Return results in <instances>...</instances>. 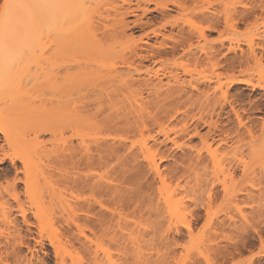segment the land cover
I'll list each match as a JSON object with an SVG mask.
<instances>
[{"label": "rangeland", "instance_id": "1", "mask_svg": "<svg viewBox=\"0 0 264 264\" xmlns=\"http://www.w3.org/2000/svg\"><path fill=\"white\" fill-rule=\"evenodd\" d=\"M8 1L11 2L10 5ZM18 1H20L19 4L22 7L24 5L23 8H25L26 5L28 8L29 6L33 8L36 4L38 6V0H0V30L3 28V25H6L5 23L9 18L10 6H15L16 10H13H15L16 13L18 11L21 13L23 12L21 11V6L17 4ZM137 1L139 0H124V2L122 0H115L116 3L114 6L117 4V7L115 6L114 10L118 9L117 11L119 12V7L122 5L125 7L129 5V7L135 10L138 6ZM144 1L152 4L150 6V13L146 15V18H143V22L146 24L135 25L130 23L127 36H124L118 27L117 15L115 16L117 11H115V13H113L114 11H109L112 13L110 16H107L108 12L105 10V13H103V10L96 13L99 15L100 13L104 15L107 13L105 16L108 18L110 17L109 21L108 18H106V22H100V25L103 27L97 28L99 29L97 34L99 39H101L100 42H106L105 44L103 43V45L109 44V41L111 43V40H113L112 43L116 42V45L111 44L112 46H116L115 48L113 47V50L112 46L110 44L108 45L111 46L109 50L114 51L116 49V52L114 51L115 54H113L112 51L108 52V55L110 54L109 58L115 57V59L107 60L108 58L106 57L105 60L101 59L103 60L102 63L100 62L101 65L99 63L97 66V60L99 61L103 54H98V58L96 57L97 60L94 58V55H91L93 56L91 58L89 54L82 52L80 54L81 56L79 55L78 57L81 59L80 61H83V64H85H81L82 66H80L78 70H80L81 67V69L87 70L93 66L92 69L88 71L92 70L93 72H91H96V74L103 73L102 75L104 76L102 81L101 79L98 80L100 87H103L102 90L96 88V91L94 88L90 89V87H88L85 90L83 89L84 91H82V94L89 92L90 95L93 96L94 93L95 97H93L96 99L99 98L97 102L96 100L95 102L98 103V101H100L99 103L106 104L109 107L112 106L109 113L117 118V121L119 120L121 124L123 123L119 126L121 128L106 129L107 132L103 131L104 133L101 132V135L110 140L120 139L124 141L123 143L129 148L128 151L132 152L140 159L141 164L138 168L139 173L142 174L141 176H137L134 171H131L130 178L123 180L118 174L122 171L120 169H122V167L124 169L125 167L129 170V168H133L134 165L130 164V161L125 162L120 156L121 159L117 156L107 157L106 163L102 164L100 167L95 166L91 170L89 169L90 171L83 170L90 174L94 173V177H98L99 179L101 176L106 178L107 182H110L107 184H112L111 187H114V191L112 192H115L117 195L116 198L114 197L115 199L113 197V199H110L105 195H101L99 192L97 193L100 195L95 193L96 191L91 192L88 189L74 192V195L76 194L77 197L79 196L82 199H88L91 202H95V199H97V202H102L101 204L103 207L107 208V214L105 211H102V213H104V215L106 214L108 218L109 216L110 219L116 216L114 219H111L113 221L108 225L109 228L114 226L110 230L111 235L109 237H116L114 235H117L116 238L119 237V239H115V243V241L110 242L106 238L105 242L100 244L101 246H92V252H88L89 250L86 251V249H83L78 243H75V247L73 240V242L70 243L69 239H72V237L70 233L67 232L69 228L65 231L69 226L66 224V219L68 218V221H71L72 214L69 215L71 213L70 209H67L64 213L60 211L62 207L54 210V207H52L51 204L49 205L51 201L48 199L50 198L44 195L45 198L43 200L47 202L44 201L46 203L43 202V204L50 206V208L54 210H50V214L47 209L48 214L52 215L51 218L54 219H50L51 223L49 225L47 223L49 219L47 220V217H45L47 213H41L37 210L41 208L35 204V201L33 202L32 199L31 201L30 198L26 196L27 187L23 184L24 182L18 181L16 193L19 195L21 203H23L30 223L27 225L28 227H26L19 211H17V202H14L13 197V199H10L11 196H9V193L14 192L11 191L12 189H9L12 186L10 185L9 187V184H12L14 180L15 170L13 169L12 163L14 158L17 166L22 170V163L19 161V158H17L18 152L16 150L18 146H23L20 145L19 142L23 143L25 139L28 140L26 141L27 146H24L25 151H27L28 148L30 149V147L32 148L31 150L35 151L34 153H32L33 151L31 150L27 152L31 156L35 154L32 157H36L34 162L37 165L39 164L38 166L36 165L39 169L45 170L46 174L47 172L57 174L61 169V165L58 159H54L56 156L52 154V147L54 145V149H56L60 145L58 144L59 141L57 138L61 141L62 138L59 136H64V128L57 122L59 120L56 121L57 123L53 121L48 124L37 125L38 128L35 125L37 129H35V131L27 128L29 124L23 126L25 124L24 122L27 123V121L22 119L24 121L21 122L20 117L25 118L23 116L27 115V117L31 118L29 115H32V111L34 110H31L33 105L30 104H33V102L29 103V98L30 101L32 99L36 102V104L34 103V107L36 109L39 107L38 109L40 111L49 110L50 113V110L53 109V104L49 105V103L57 102L55 100L58 99H55L57 95L55 96L56 93L54 94L53 90H51L52 86L50 84L52 81L51 79L54 77L53 74L56 75V72L51 71L53 75L51 79H49V72L47 75L41 73L42 70L40 69L42 68L39 66L40 64H42L46 70H48L47 67L49 68V66L50 70H52V68L49 63L47 64L44 60L40 59L43 55L41 54L42 51L39 53L41 49L39 50L38 43L33 45L32 48H26V43H23V41L16 42L13 45L3 42L1 45V47H5V49L2 48L0 56L6 61L3 60L0 62H7L6 64L8 67L11 64L10 62H15L14 65L12 64L13 66H10V69L13 67V71L8 69L12 71V77L14 76L13 79L11 76V79H8V82L12 81V84H9L10 86L6 85L7 87L4 85V89H1L2 86L0 88V114L8 115L6 116L8 118H4L3 116L6 123L4 122L2 124L5 126L4 128H6V125L8 126V122L11 123L10 125L17 127L15 130L17 134L16 132L14 133V131L12 134L19 135L20 138L12 135L18 139L15 138L18 141V145L15 144L16 142L14 143V141L13 143L15 145H11V139L9 140L10 133L9 137L7 136L8 138H6L5 131L3 133L1 130L3 125L0 123V161L1 159L3 161L0 163V205L4 201L7 204H4L7 206V211L10 207L8 211L10 212V217L7 216L8 214H5L7 213L5 207L3 209L0 207V237L3 238V240L6 237L4 241L0 238V264H207L208 259H210V261L213 260L211 261L213 262L212 264H264V15H262L263 13L258 9L261 2H259L260 0H198L196 3L186 5L185 9H178L175 7V3L179 1L183 2V0H143V2ZM6 3L9 7L4 6ZM158 3L163 5L166 3L169 8L168 15L166 14V16H163L155 11V7ZM90 4L93 3L88 1L85 5L89 6ZM235 9L236 11L238 10V12L253 10L254 16L256 17L253 16L254 18L246 20L245 23L244 21L243 23H238L236 26H234V22L225 23L223 21L218 32L206 31L207 35L205 38L195 36L186 42L183 48L184 50L180 49L177 53H172L170 47L177 45L178 42L182 40L178 34L180 28L184 29L186 33L194 32L196 34L200 30H206L209 23L207 20L200 17L199 12L209 10V12L217 13L225 19V17L232 15ZM141 13L142 11H138V14ZM96 14L94 18L96 20L100 19L99 15V18H96ZM133 16L135 15H130L127 19L130 22L134 21L136 17ZM108 25L114 29L109 30V27V29H106ZM104 26L105 30L103 29ZM115 30L118 32L116 33ZM119 31L123 36L119 34ZM101 33L103 36L107 34L105 36L106 39ZM49 35H51V33H49ZM114 35H117V39ZM44 36L42 37L44 39L41 38L42 40L49 38L48 35ZM147 36H150L148 42H150L152 46L157 47L162 45V49L160 50L161 52L158 51L159 53L151 55L150 58L143 63V66H141L139 63L140 61L134 57V52L137 49L140 50L141 47H145L143 41H147ZM47 41L46 39V43ZM40 42L42 41L40 40L39 43ZM229 47H237L240 49L236 58L237 61L235 60L232 65L229 63L232 60L230 61L229 59L234 57L233 55H229L228 59L222 57L223 54H227V48ZM219 48H222L219 56L217 54L215 58H211L210 60L206 58L205 54L214 50L217 51ZM163 49L165 51H163ZM10 54L13 55V59H11ZM143 54L146 55V53ZM31 55L34 56L31 57ZM86 55L90 58L87 59L88 57ZM96 55L97 54H95V56ZM198 57L201 58L200 61L196 60ZM48 58L51 60V57ZM240 59H244L242 60L244 63ZM85 62H87L88 65ZM37 63H39L38 66L36 65ZM113 65H115L116 68ZM7 66L5 69H7ZM86 66H89V68ZM100 66H102L101 70ZM128 66L130 67L128 68ZM98 67L100 68L97 69ZM93 68H96V70ZM39 70L40 74L38 73ZM116 70L118 74L115 73ZM80 71H78V73ZM154 73L162 78L164 84L162 89L165 87L164 92L161 91L163 95L160 93L162 97H159L160 94L154 91L153 87H151L153 88V90H151L154 91L152 92L149 88L150 86L145 83V78L150 76H148V74L154 75ZM37 75L39 79H37ZM115 75H121L123 79L118 76V78H115ZM34 76L35 78L37 77L36 79L38 81ZM131 76L138 79L135 80ZM100 77L101 76L98 78ZM119 78L121 81L116 83V80ZM53 81L55 80L53 79ZM123 85L125 86L121 87ZM181 85L186 87L184 88L188 94H180L179 98L178 91ZM117 87H119L118 89L126 88L127 90H122V92H125L122 94L121 90H115ZM192 87H198L200 91L205 89L208 92V97L199 94ZM43 89L45 91H43ZM113 91L117 92V94L115 95ZM119 91L121 92V95H119L121 97L118 96V94H120ZM114 95L116 96V100L118 99L117 102L124 100V103H119L123 106L119 105L118 107L115 98L113 99ZM117 96L119 98H117ZM137 96H141L142 98H138ZM135 97L139 100L137 101ZM10 100L12 103L14 102V106H11L12 109L9 108L11 104ZM22 100H25L27 105L29 104V107H31L29 111L26 110L30 113L23 111L25 108L27 109V106L25 104L24 106L26 107H22V103H24ZM128 100H133L131 101V103L133 102L132 108L134 107L137 112L140 111L141 113L143 112V114L138 116L136 111L135 114H133L132 111L130 112L131 114L124 113L125 116L126 114H129V116L131 115L130 117L128 116L129 119H127V116L121 115V112L123 113L125 110L124 107H127L126 104L130 103ZM126 101L127 103H125ZM136 101L141 103V106L137 107H143L142 109H138L135 106L136 104L138 105V103L134 104ZM5 102H8L7 105ZM44 102H46L47 105ZM142 103L144 105H142ZM55 104L57 105V103ZM115 106L118 108L121 107L124 110L120 111V109H116ZM128 107L126 108L127 110H133L132 108L128 109ZM144 107H146L147 110ZM17 110L21 113L17 112ZM18 113L23 114V116ZM43 114L42 112L41 115ZM1 115L0 118L2 117ZM44 115L46 116V113ZM15 117L16 119H14ZM238 120H241L244 126L240 124V126L242 125L240 127L238 125L240 123ZM205 121L208 123H215L218 121L217 126L219 129L217 128L216 130V128H214V130L209 128L210 126H208L207 123V125L204 124ZM10 127L9 130L11 132ZM31 127L33 128V124ZM248 129L251 130V133ZM22 134L26 136L24 137ZM195 134L199 135L195 136ZM35 136L39 137V141H34ZM12 139H14V137ZM40 140L43 143L41 144L42 146L38 148L36 143L39 144L38 142H40ZM56 140L58 143H56ZM8 141L10 142L9 144ZM27 142L34 145H28ZM141 145L146 146V148L150 147L149 153L154 156V161L156 164L158 163L163 173L162 181L150 172L148 166H151L150 161L153 156L150 159L148 152L145 153L143 149L141 150V148H145ZM41 148H45L46 150H43V152L40 150ZM22 149L24 148L20 147L19 150ZM35 149H37V151ZM146 156H148L150 161L147 160ZM197 157L200 159L197 160ZM119 160L121 162H119ZM123 161L125 164H123ZM7 169H11L12 174L9 177H4L2 174L4 170ZM51 174H47V176ZM23 175L22 173L20 174L21 180L24 179ZM106 180L104 179L102 182L105 183ZM41 182L43 181L40 180L39 185H42V187L43 185L45 186L44 182L42 184ZM60 187L63 189L61 185ZM117 191L119 192L117 193ZM115 193H113L114 195H112V193L109 195L115 196ZM61 194H63V196H61L63 198L64 195L68 197L66 198L68 201L70 199L71 201L73 200L72 198L74 195L71 196L68 192H61ZM109 195L108 197H110ZM101 196L106 198H102ZM100 198L101 200H99ZM97 202H95L94 206L96 212L92 210V215L98 213V211L101 213L100 204L98 205ZM56 204L59 205V203ZM34 206H36V208ZM44 208L46 209V207ZM65 208L67 207H64V209ZM83 209L86 210L84 212L80 211L79 214L84 218V215L89 214V212L87 213L89 209L82 208V210ZM1 210H5L6 212L4 211L3 213ZM58 211L60 213H56ZM100 213H98V215H100ZM62 214L63 216H61ZM42 215L45 219H42ZM92 215L90 217H92ZM38 216L43 221H47H44V223L41 220L40 222ZM95 216L97 217V214ZM6 218L9 221L14 220L15 223L17 221V228L13 229V226L11 227V225H8ZM39 223H42V225L44 224V227L48 224L50 227L46 225L47 228L43 226L42 228L41 225L39 226ZM186 223L191 224L193 228L192 235L186 233L185 238H183L178 245H171L165 242L167 241L165 240L166 237L170 238L172 236L171 231L175 229V226L176 228L180 227L181 230L186 232V229L182 226ZM88 225L87 223V227ZM116 225L120 227L118 226V228ZM71 228L76 231L74 226ZM112 230L116 234H113L111 232ZM7 232H9L10 235H8ZM19 233H21V236ZM246 233L249 234L250 239L247 240L246 247H243L241 243L244 241L243 238L246 237ZM18 235L20 239L16 237ZM88 235H90L89 232ZM9 237H14L12 240L14 239L13 241H16L18 247ZM21 239L24 241L19 245ZM121 239H123V241ZM134 239L136 243L133 242L135 241ZM7 240H10L13 245H16L13 246V250H16L12 251V247H8L9 245H7V243H5L6 246L2 244ZM125 240L126 242H124ZM137 241L140 243H137ZM58 244H61L60 247L63 250ZM238 244L240 245L239 247L242 246L241 250H243L241 253H234V255L228 256L229 258L222 259L221 257H217L219 256L218 253L224 251V253L227 251L235 252L233 249L236 245L238 246ZM57 247L61 250L59 251ZM14 252H16V255L13 254ZM32 253L35 255V259H33V257L31 258ZM30 258L32 260L31 263L29 261Z\"/></svg>", "mask_w": 264, "mask_h": 264}, {"label": "bare ground", "instance_id": "2", "mask_svg": "<svg viewBox=\"0 0 264 264\" xmlns=\"http://www.w3.org/2000/svg\"><path fill=\"white\" fill-rule=\"evenodd\" d=\"M89 1L90 3L92 2L93 4H94V6H93V4H90L89 6H87V5H85V4H87V2ZM123 2H124V0H122ZM136 1V0H135ZM198 0H183V2L182 1H179V2H177V3H175V7H177L178 9H185V7H186V5H188V4H190V3H196ZM9 2V1H8ZM126 2V1H125ZM138 2V6H137V9H133L132 7H129V5H128V7H125L124 5H122L121 7H119V4H118V7H119V12L117 11V10H114V8H115V6L117 5H115L114 6V4L116 3L115 2V0H38V6H37V4L36 5H34V7L32 8L31 6H29V8L27 7V5H26V9L25 8H23L24 7V5H23V7L19 4L20 3V1H18L17 2V4H18V6H21L20 8H22L21 9V11H23L22 13L20 12V11H18L17 13L15 12V6L13 7V6H10L9 7V5H10V3L11 2H9V5H8V7L10 8L9 9V18L7 19V21H6V25L4 26L3 25V28L0 30V53H1V50H2V48L3 49H5V47H1V45L3 44V42H7V43H9V44H11V45H13V44H15L16 42H20V41H23V43L25 42L26 43V48L27 47H30V48H32V46L33 45H36L37 43H38V45H39V53L41 52V54L43 55V56H41V60H44L47 64L49 63L50 65H51V68H52V70H50V66H49V68L47 67V69L48 70H46V68L45 67H43L42 66V64H40L39 65V63H37L36 65L38 66H40L42 69H40V70H42L41 71V73H44V74H48V72L50 73L49 74V79H51V77L54 75V77H53V79L55 80V81H53V79H51L52 81H51V86H52V88H51V90H53V93L55 94V96L57 95V97L55 98V99H58V100H55V101H57V102H50L49 103V105L51 104H53L52 106H53V109H52V107H51V109L52 110H50V113H49V110H43V111H40L38 108L36 109L34 106V103L36 104V102L34 101V100H32L31 99V101H30V98H29V103H31V102H33V104L31 103L30 105H33V108L31 109V107H29V104L27 105V103H26V101L25 100H22L24 103H22V107L23 108H25L26 106H27V109L25 108L23 111L24 112H27V111H29L30 109L31 110H33L32 111V115H29V116H31V118H29V117H27V115H24L23 116V114H19V115H21V116H23V117H25V118H22V117H20L21 118V122L22 121H27V123L26 122H24L25 124L23 125V126H26V125H28L27 126V128L29 129H33V131H35V125H36V127H37V125H40V124H48L49 122H56L57 120H59V121H57L58 123H59V125H61V127L63 126V137L60 135L59 137L60 138H62L61 139V141L57 138V140L59 141V143L57 142V140H56V143H58V144H60L56 149H54V145H53V147H52V149H53V155L54 156H56V157H54V159L55 160H57L58 159V161H59V164L61 165L60 167H61V169L58 171V173L56 174V173H53V174H51V173H48L47 172V174H51V175H48L47 176V174H46V172H45V170H42V169H39L37 166L39 165H37V164H35V158H33L32 156L33 155H35V154H32V153H34L35 151H33V150H31L32 148L30 147V149L28 148L27 149V151L28 150H31V151H33L31 154H32V156L31 155H29V153L27 152V151H25V145H26V141H28L27 139H25L24 141H23V143H25V144H23V143H20L19 142V144L20 145H23V146H18V149H16L17 150V158H19V161H21V163H22V166H21V168H22V170H20L19 169V167L17 166V163L15 162L16 160H15V158H14V160H12V163H13V169L15 170L14 171V180H13V183L11 184H9V187H10V185H12L11 186V188H9V189H12L11 191H14V192H10L9 193V196H11L10 197V199L13 197L14 198V202L17 204V206H18V210L17 211H19V213H20V215H21V217H22V219H23V221H24V225L26 226V227H28L27 225L28 224H30L29 223V220H28V216H27V213H26V211H25V208L23 207V203H21V201H20V198H19V195L16 193V189H17V187H18V183L21 181L27 188H26V196H28L29 198H30V200L32 199L33 200V202L35 201V204L37 205V206H39V208H41V209H37V210H39L41 213L42 212H44V213H47L46 214V216L45 217H47V220L49 219V222L47 221V223L50 225V223H51V221H50V219H52L51 217H52V215H50L51 213H50V210L52 211L53 210V208L51 209L50 208V206H46L45 204H43V202L44 201H46V200H43L45 197H44V195L45 196H48L50 199H48V200H50L48 203H49V205L51 204V206L52 207H54V210L56 209H59V208H61L62 207V209L60 210V211H62L63 213L67 210V209H70L71 210V213L69 214V215H71L72 214V216H71V221L69 222L68 221V218L66 219L67 220V222H66V224H67V228L65 229V231H67V229H68V231L67 232H69L70 233V235H71V237H72V239H69L70 240V243H72L73 241V243H74V246H75V243H78L80 246H82L83 247V249L85 248L86 249V251L87 250H89L88 252H92V246H97V247H99V246H101L100 244H103L104 242H105V240H106V238L111 242V241H115V243H116V240L115 239H119V237L118 238H116L117 237V235H114V236H116V237H112L111 236V238L109 237L111 234H110V230H111V228H113V227H111V228H109L108 227V225L109 224H111V221H113V220H111L110 219V216H109V218L107 217V213H106V210H107V208H104L103 207V205L101 204L102 202H97V199H95V202H97L98 203V205L101 207L100 208V210H101V213L98 211V213H100V215H98V213H96L97 214V217L95 216L96 214H93L92 215V210H94L95 211V209L96 208H94V206H95V202H91L90 200H86V199H82V198H80L79 196V198L76 196V194L74 195V192H76V191H78V190H82V191H84L85 189H88V190H90L91 192L93 191H96L95 193H97V192H99L101 195H105L107 198H116L117 197V195H116V193L115 192H112V191H114V187L112 188L111 186H112V184L110 185V184H107V183H110V182H107V180H106V178H103L102 176H101V180L98 178V177H94V173L92 174H90V173H87V172H84V171H88L89 169L91 170L92 168H94L95 166H101L102 164H104V163H106V160H107V157H110V156H117V157H121V158H123V160L126 162V161H130L131 163L130 164H133L134 166H133V168H129V170H128V168L126 169L125 167H124V169H123V167H122V169H120V170H122V171H120L118 174L121 176V178L123 179V180H126V179H129L130 178V172L131 171H134L135 172V174H137V176H141L142 174H140L139 173V168H138V166L141 164V162H140V159L135 155V154H133L132 152H129L128 151V149L129 148H127L126 147V145L123 143L124 141H122V140H110L109 138H104L102 135H101V132L102 133H104L105 131H106V129H111V128H121V127H119L120 125H122L121 124V122L118 120L117 121V118H115L111 113H109V111L111 110V108H112V106H108V105H106V104H103V103H99L100 101H98V103H96L97 102V100L99 99H96V98H94L95 96H94V93H93V96H91L90 95V93L89 92H87L86 94H82V91H84L85 89H87L88 87H90V89L91 88H94L96 91H97V89L96 88H100L101 90L103 89V87L101 86L100 87V84H98L99 82H98V80L99 79H101V81L103 80L102 78L104 77L101 73H99V74H96V72H94V73H92L91 71H88V70H90V69H92V67L90 68V69H84L85 70V73H84V70L83 69H81L80 68V70H78L79 69V67L80 66H82L81 64H83V61L81 62L80 60L81 59H79L78 57H79V55L81 54V52L82 53H87V54H89L90 55V57L92 58L93 56H91V55H94V58L96 59V57L98 58V54H100V55H102V57L99 59V61L97 60V66L99 65V63L101 62L102 63V61L103 60H101V59H106V57L108 58L107 60H109L110 58V54L108 55V52H110V51H112L116 46V42L114 43H112V41L113 40H111V43H110V41H109V44L111 45H113V44H115L114 46H112V50H109V49H111V46H108L109 44L107 43L106 45H103V43H104V41H103V43L102 42H100V40L101 39H99V36H98V34H97V32H98V30L99 29H97V28H100V27H103L102 25H100L102 22L101 21H105V19L106 18H108V17H106L105 15L107 14H103V13H105L104 12V10L106 11V12H108V15L107 16H110L112 13V11H114L113 13H115V11H117V14H115V16L117 15V20H118V23H116V24H118V27H119V29L121 30V33L124 35V36H127V31H128V29H129V26H130V23H132V24H141V25H145L146 23H144L143 21H144V19L143 18H146V15L148 14V13H150V9H151V3H148L147 1H144L143 2V0H142V2H141V0H139V1H137ZM150 2H152V1H150ZM160 2V1H159ZM259 2H261L260 3V5L258 6V9L263 13L262 15H264V1H262V0H260ZM144 3V4H143ZM124 4V3H123ZM128 4V3H127ZM132 4V3H131ZM157 5V4H156ZM32 6H33V4H32ZM31 7V8H30ZM38 7V8H37ZM117 7V6H116ZM134 7V6H133ZM19 8V7H18ZM132 8V9H131ZM136 8V7H135ZM256 8V7H255ZM254 8V9H255ZM13 9H15V10H13ZM25 9V10H24ZM111 9V10H110ZM103 10V13H100V15L99 14H96L97 12H101ZM168 10H169V8H168V6L166 5V3L163 5V4H159L158 3V5L155 7V11L156 12H158V13H160V15H165L166 16V14L168 15ZM256 10H257V8H256ZM8 11V10H7ZM109 11H111V12H109ZM138 11H142V13L141 14H138ZM259 11V12H260ZM14 12V13H13ZM20 12V13H19ZM7 13V12H6ZM256 13H257V11H256ZM255 13V14H256ZM19 14H21V15H19ZM96 14V18L98 17V15H99V17H100V19H98V20H96L94 17V15ZM16 15H19V16H16ZM132 16V15H135V16H133V17H136V18H134L135 20L134 21H129L128 19H127V17H129V16ZM199 15H200V17L202 18V19H204V20H207V22L209 23V25L207 26V28H206V30H200L197 34L196 33H194V32H185V30L184 29H182V28H180L179 30H178V34L180 35V37L182 38V40L181 41H179L178 42V44L177 45H173V46H171L170 47V49H171V51H172V53H177L180 49L181 50H184L183 48H184V46H185V44H186V42H188L190 39H192L193 37H195V36H199L200 38H205L206 37V35H207V32L206 31H209V32H218L219 31V27L223 24V21L225 22V23H229V22H234V26H236L238 23L240 24L241 22L243 23V21H244V23L246 22V20H248V19H250V18H254V17H256V16H254V12H253V10H249V11H242V12H238V10L236 11V9L233 11V13H232V15H230V16H228V17H225V19L222 17V16H220V15H218L217 13H212V12H209V10L207 11H202V12H199ZM114 16V15H113ZM254 16V17H253ZM98 17V18H99ZM110 18V17H109ZM109 18H108V21H109ZM112 18V17H111ZM223 19V20H222ZM107 20V19H106ZM113 20V19H112ZM4 22H5V20H4ZM101 22V23H100ZM106 22V21H105ZM248 22V21H247ZM104 24V23H103ZM117 26V25H116ZM1 27V26H0ZM107 28L106 29H109V30H113L114 28L112 27H109V25L108 26H106ZM109 27V28H108ZM117 27V28H118ZM102 29V28H101ZM100 29V30H101ZM104 30H105V26H104V28H103ZM118 29V30H119ZM97 30V31H96ZM109 30H107V31H109ZM47 32V33H46ZM106 32V31H105ZM115 32L117 33L118 31H116L115 30ZM48 35V37L49 38H45V40H42V39H44V38H42L44 35L45 36H47L46 34ZM49 33H51V35H49ZM120 33V31H119V34H121ZM129 33V32H128ZM99 34H100V32H99ZM121 34V36H123ZM101 35H102V33H101ZM107 35V34H106ZM106 35H102L105 39H106ZM44 36V37H45ZM115 36V35H114ZM117 36V35H116ZM116 36H115V38H116ZM111 37L113 38V36H112V34H111ZM119 37V36H118ZM42 38V39H41ZM102 38V37H101ZM108 38H109V35H108ZM107 38V39H108ZM111 38V39H112ZM115 38H114V40H115ZM46 39L48 40L47 41V43H46ZM117 39V38H116ZM146 39H147V41H143L144 42V44H145V47H141L140 48V50H136L135 52H134V57L135 58H137L140 62V65L141 66H143V63L144 62H146L149 58H150V56L151 55H154V54H157V53H159L158 51H160L161 49H162V45H160V46H152L151 45V43L150 42H148V40L150 39V36H147L146 37ZM42 41V42H44V43H42V42H40L39 43V41ZM36 41H38V42H36ZM34 42H36L35 44H33ZM107 42H108V40H107ZM106 43V42H105ZM104 43V44H105ZM117 43H118V41H117ZM102 44V45H101ZM119 44V43H118ZM117 44V45H118ZM5 45H6V43H5ZM8 45V44H7ZM120 45V44H119ZM105 46V47H104ZM12 47V46H11ZM107 47V48H106ZM114 47V48H113ZM9 48V47H8ZM106 48V49H105ZM107 49H108V51H107ZM222 49V48H221ZM220 48H219V50H217V51H211V52H209V53H207V54H205L206 55V58L207 59H213V58H215L216 57V55L218 54V56H219V54H221V50ZM33 50V49H32ZM106 50V51H105ZM116 50V49H115ZM114 50V51H115ZM239 50L240 49H238L237 47H229V48H227V54L225 53V54H223L222 55V57H224V58H227L228 59V56L229 55H233L234 57H231V59H229L231 62H229L230 63V65H232V64H234V62H235V60H236V58H237V56H238V52H239ZM27 51H29V50H27ZM114 51H112V53L113 54H115L114 53ZM163 51H165L164 49H163ZM105 52V53H104ZM106 52H107V54H106ZM116 52V51H115ZM161 52V51H160ZM241 52H242V50H241ZM10 53H11V51H10ZM13 53V52H12ZM38 53V54H39ZM143 53H146V55L145 54H143ZM33 54V53H32ZM37 54V53H36ZM36 54H35V56H36ZM95 54H97L96 56H95ZM150 54V55H149ZM253 54V53H252ZM11 55V54H10ZM46 55V56H45ZM107 55V56H106ZM32 56H34V55H31V57ZM81 56V55H80ZM87 56V55H86ZM85 56V57H86ZM241 56H242V54H241ZM1 58V60L0 61H6L2 56H0ZM10 57V56H9ZM48 57H51V60L48 58ZM83 57V56H82ZM88 58L87 59H89L90 57L89 56H87ZM103 57H105V58H103ZM114 57V56H113ZM44 58V59H43ZM243 58V57H242ZM11 59H13V55H11ZM34 59V58H33ZM111 59H115V57L114 58H112L111 57ZM110 59V60H111ZM14 60H15V58H14ZM13 60V61H14ZM37 60H39V59H37ZM92 60H94V59H92ZM101 60V61H100ZM196 60H198V61H200L201 60V58L200 57H198ZM241 61L242 60H244V59H240ZM10 61V60H9ZM40 61V60H39ZM50 61V62H49ZM89 61V60H88ZM237 61V60H236ZM239 61V60H238ZM43 62V61H42ZM81 62V63H80ZM89 62H91V61H89ZM93 62H95V61H93ZM112 62H113V60H112ZM111 62V63H112ZM243 63H244V61H242ZM242 62H240V63H242ZM7 63V62H6ZM6 63H2V62H0V88H1V86H2V88L1 89H4L3 87H4V85L6 86H8L9 84H12V81H9L8 82V79H11L10 78V76L12 77V69H13V67H12V69H10V66H13L14 65V63L13 62H10L11 64H10V66L8 67L7 66V64ZM86 64H87V62H85ZM101 63H100V65H101ZM4 64H6V65H4ZM13 64V65H12ZM130 64H132V63H130ZM32 65H34V64H32ZM83 65H85V64H83ZM88 65V64H87ZM91 65H92V63H91ZM90 65V66H91ZM93 65H94V63H93ZM95 65V66H96ZM116 65V64H115ZM115 65H113V66H115ZM4 66V67H3ZM6 66H7V69H5L6 68ZM102 66H103V64H102ZM102 66H100V67H98L97 69H99L100 68V70L102 69ZM131 66V65H130ZM130 66H128V68L130 67ZM234 66V65H233ZM232 66V67H233ZM86 67H88L89 68V66H86ZM85 67V68H86ZM111 68V67H110ZM115 68H116V66H115ZM8 69H10V70H12V71H10V70H8ZM36 69V68H35ZM93 69H95L96 70V68H93ZM31 70V69H30ZM40 70L38 71V73L40 72ZM80 71L79 73H81L82 75H84V76H82L81 74H79L78 73V71ZM94 70V71H95ZM17 71V70H16ZM37 71V70H36ZM51 71H55L56 72V75L55 74H53L52 75V72ZM88 71V72H87ZM119 71H121V70H119ZM20 72V71H19ZM90 72V73H89ZM100 72V71H99ZM36 73V72H35ZM89 73V74H88ZM97 73H98V70H97ZM115 73L116 74H118V71L116 70L115 71ZM125 73V72H124ZM124 73H123V75H124ZM157 73V72H156ZM156 73H154V75L153 74H148V76L150 77H148V78H145L146 79V84H148V86H150L149 88H150V90L152 89L153 90V88H154V91H156V92H158L159 94L161 93V91H163L164 92V90H165V87L162 89V87H163V81H162V78L161 77H159V76H157L158 74H156ZM14 74V73H13ZM40 74V73H39ZM91 74V75H90ZM122 74V73H121ZM126 74V73H125ZM18 75V74H17ZM153 75V76H152ZM38 76V75H37ZM99 76H101L100 78H98ZM118 77H120V78H122L123 79V77H121V75L119 76V75H117ZM116 75H115V78L117 77ZM126 76V75H125ZM140 76V75H139ZM14 77V76H13ZM13 77H12V79H13ZM117 77V78H118ZM132 77V76H131ZM141 77V76H140ZM16 78V77H15ZM33 78V77H32ZM34 78H35V76H34ZM37 78V77H36ZM35 78V79H36ZM85 78V79H84ZM119 78V79H120ZM128 78H129V76H128ZM133 78V77H132ZM37 79H39V76H38V78ZM36 79V80H37ZM84 79V80H83ZM118 79V80H119ZM133 79H135V78H133ZM132 79V80H133ZM138 79V78H137ZM137 79H135V80H137ZM148 79V80H147ZM104 80H105V78H104ZM118 80H116V83H118V82H120L121 81V79L118 81ZM15 81H17V80H15ZM38 81V80H37ZM82 81H84V82H82ZM100 81V82H101ZM122 81H125V80H122ZM134 81V80H133ZM21 82V81H20ZM40 82V81H39ZM97 82V83H96ZM38 83V82H37ZM37 83H36V85H37ZM39 84H41V83H39ZM116 85H118V84H116ZM120 85H121V83H120ZM120 85H118V86H120ZM178 85V84H177ZM6 86V87H7ZM10 86V85H9ZM125 85H123V86H121V87H124ZM183 85H181V87L179 88L180 90L178 91V94H179V98H180V94H183V95H187L188 93L186 92V90H185V86H183ZM151 87H153V88H151ZM179 87V86H178ZM185 87V88H184ZM9 88H12V87H9ZM119 87H117V89H115L116 91L117 90H121V92H122V90H127L126 88H120V89H118ZM127 88H128V86H127ZM196 92H198L199 94H203V95H205L206 97H208V92L204 89V90H201L200 91V89L198 88V87H192ZM36 89V88H35ZM84 89V90H83ZM89 89V90H90ZM93 89V90H94ZM99 89V90H100ZM112 89H113V87H112ZM129 89H130V87H129ZM7 90V89H6ZM105 90V89H104ZM103 90V91H104ZM114 90V89H113ZM151 90V91H152ZM17 91V90H16ZM43 91H45L44 89H43ZM103 91H101V92H103ZM154 91H152V92H154ZM167 91V90H166ZM2 92V91H1ZM9 92V91H8ZM114 93H115V95L117 94V92H115V91H113ZM121 92L119 91V93L120 94H118V96L119 95H121ZM155 92V93H156ZM10 93V92H9ZM8 93V94H9ZM42 93V92H41ZM105 93V92H104ZM110 93V92H109ZM123 93H125L124 91L122 92V94ZM98 94V93H97ZM101 94V93H100ZM157 94V93H156ZM162 94V93H161ZM160 94V96L159 97H162V95ZM95 95H96V93H95ZM113 96V99L115 98V101L117 102L118 101V99L116 100V96ZM8 96V95H7ZM20 96V95H19ZM54 96V97H55ZM109 96V95H108ZM111 96H112V94H111ZM110 96V97H111ZM117 96V98H119V97H121V96H119L118 97ZM122 96H124V95H122ZM157 96V97H158ZM178 96V95H177ZM194 96V95H193ZM11 97V96H10ZM38 97V96H37ZM94 99H93V98ZM138 97V96H137ZM141 97V96H140ZM140 97H138V98H140ZM8 98V97H7ZM13 98V97H12ZM11 98V99H12ZM136 98V97H135ZM142 98V97H141ZM181 98H182V95H181ZM184 98V97H183ZM5 99V98H4ZM93 99V100H92ZM123 99V98H122ZM121 99V100H122ZM127 99V98H126ZM134 99V98H133ZM137 99V98H136ZM135 99V100H136ZM36 100V99H35ZM48 100V99H47ZM95 100H96V102H95ZM139 99H137V101H138ZM143 100V99H142ZM11 101V100H10ZM14 101V100H13ZM19 101H21V100H19ZM36 101H38V100H36ZM115 101H114V104H115ZM128 101H130V100H128ZM131 101H133V100H131ZM131 101H130V103H127V101L125 102V103H127L126 105H127V107H128V109L129 108H132V106H133V102L131 103ZM135 102L134 104H136V103H138V102ZM46 102H48V101H46ZM46 102H44V103H46ZM160 102V101H159ZM6 103V102H5ZM4 103V104H5ZM8 103V102H7ZM7 103H6V105H7ZM14 103V102H13ZM13 103H12V101H11V104L9 105V108H11L12 109V105H13ZM38 103V102H37ZM55 103H57V105L55 104ZM119 103H124V100L123 101H121V102H117V105H118V107H119V105L120 106H123V105H121V104H119ZM140 103V102H139ZM139 103H138V105L136 104L135 106L137 107V106H141V103H140V105H139ZM144 103V102H143ZM142 103V105H144ZM26 104V106H24ZM5 105V106H6ZM37 105H39V104H37ZM46 105H47V103H46ZM14 106V105H13ZM125 106V105H124ZM116 107V109L118 108L117 106H115ZM127 107H124V109H122L121 107L120 108H118V110L120 109V111H123V113L121 112V115H123V116H125V114L124 113H129V114H131L130 112L132 111L133 112V114H135L137 111L135 110V108L133 107L132 109L134 110H131V109H129V110H127L126 108ZM6 108H8V107H6ZM8 108V109H9ZM18 108V107H17ZM16 108V109H17ZM29 108V109H28ZM138 108V107H137ZM136 108V109H137ZM141 108V107H140ZM140 108H138V109H140ZM143 108V107H142ZM141 108V109H142ZM145 109H146V107H144ZM20 109H22V108H20ZM19 109V110H20ZM41 109V108H40ZM43 109V108H42ZM27 110V111H26ZM117 110V111H118ZM147 110V109H146ZM51 111H52V113H51ZM59 112V113H57V112ZM126 111V112H125ZM136 111V112H135ZM143 111H144V109H143ZM16 112V111H15ZM17 112H20V111H18L17 110ZM16 112V113H17ZM40 112V113H39ZM42 112L45 114L46 113V116L43 114V115H41L42 114ZM55 112V113H54ZM21 113V112H20ZM27 113H30V112H27ZM37 113V114H36ZM139 113V114H138ZM120 114V113H119ZM129 114L127 115L126 114V116L128 117L129 116ZM132 114V115H133ZM143 114V112L141 113L140 111L139 112H137V115L139 116V115H142ZM1 115V114H0ZM50 115V116H49ZM136 115V116H137ZM2 117V119H1V121H0V123L2 124V123H4L5 121H4V119H3V116H4V118L6 117V116H8V115H1ZM58 116V117H57ZM125 116V117H126ZM131 116V115H130ZM129 116V117H130ZM220 116V115H219ZM237 117H239L238 115H236ZM10 117V116H9ZM38 117V118H37ZM42 117V118H41ZM47 117V118H46ZM56 117H57V119H56ZM117 117V116H116ZM124 117V118H125ZM129 117L127 118V119H129ZM6 118H8V117H6ZM29 118V119H28ZM39 118H40V121H39ZM240 118V117H239ZM12 119V118H11ZM14 119H16V117L14 118ZM22 119H24V120H22ZM27 119V120H26ZM41 119H42V121H41ZM47 120V122H46V120ZM51 119V120H50ZM120 119V118H119ZM131 119H132V117H131ZM130 119V120H131ZM3 121V122H2ZM29 121V122H28ZM32 121V122H31ZM18 122H19V120H18ZM44 122V123H43ZM56 122V123H57ZM120 122V123H119ZM130 122V121H129ZM238 122H240L238 125L240 126V124H242L243 125V123H242V121L241 120H238ZM6 123V122H5ZM208 124V126H210L209 128H212V129H214V128H216V130H217V128H218V126H217V124H218V121L217 122H210V123H208V122H206L205 121V123L204 124ZM11 123H9L8 122V126L10 127V129H11V132H10V130H9V127L6 125V128H4L5 126L3 125L2 126V128H1V130L3 131V133H4V131H5V134H6V138H8L9 137V133H10V137H9V140L11 139V143L8 141V144L10 143L11 145H15V144H17L18 145V139L16 138V137H18V138H20L19 137V135L17 136V135H15V134H12L13 133V131H14V133L16 132L15 130L17 129V127H15L14 125H10ZM32 124H33V128L31 127L32 126ZM206 124V125H207ZM241 125V126H242ZM196 126V125H195ZM194 126V127H195ZM240 126V127H241ZM244 126V125H243ZM0 127H1V125H0ZM8 127V128H7ZM125 127V126H124ZM26 128V127H25ZM38 128V127H37ZM41 128H42V126H41ZM196 128H197V126H196ZM196 128H195V131H196ZM7 129V130H6ZM219 129V128H218ZM37 130V129H36ZM87 130V131H86ZM121 130V129H120ZM215 130V129H214ZM249 130V129H248ZM89 131V132H88ZM104 131V132H103ZM210 131H211V129H210ZM251 130H249V132H250ZM87 132V133H86ZM107 132V131H106ZM7 133H8V135H7ZM39 133V132H38ZM60 133V132H59ZM251 133V132H250ZM250 133H248V134H250ZM16 134H17V132H16ZM61 134H62V132H61ZM12 135H15V136H12ZM22 135H24V137L26 136L25 134H22ZM33 135H34V133H33ZM38 135V134H37ZM196 135H199V134H195V136ZM252 135V134H251ZM8 136V137H7ZM102 136V137H101ZM14 137V139H12ZM23 137V136H22ZM23 137V138H24ZM33 137V136H32ZM58 137V136H57ZM17 140H16V139ZM39 137L38 136H35V139H34V141H39V139H38ZM16 140V141H15ZM22 140V139H21ZM20 140V141H21ZM13 141H14V143H13ZM33 142V141H32ZM126 142V141H125ZM154 142V141H153ZM28 143V142H27ZM34 143H36V142H34ZM39 144H37L36 143V145H37V147L39 148V146H42L41 144L43 143V142H41V140H40V142H38ZM54 143V142H53ZM52 143V144H53ZM30 143H28V145H29ZM127 144V143H126ZM30 145H34V144H30ZM143 145H145V144H143ZM143 145H141V146H143ZM27 146V145H26ZM43 146H44V144H43ZM140 146V147H141ZM146 146H147V143H146ZM146 146H143V147H145L146 148ZM20 147L22 148H24V149H22V150H19L20 149ZM34 147V146H33ZM37 147H35V148H37ZM46 147V146H45ZM48 147V146H47ZM17 148V147H16ZM37 148V149H38ZM43 148V147H42ZM40 149L41 151H43V150H46L45 148L44 149ZM50 148V147H49ZM133 148V147H132ZM145 148H141V150L143 149V151L146 153V152H148V156L150 155V147L149 148H146V150H145ZM37 149H35L36 151H37ZM51 149V148H50ZM152 149V148H151ZM19 150V151H18ZM39 150V151H40ZM47 150H48V148H47ZM20 151H22V152H20ZM124 151V152H123ZM152 151V150H151ZM20 152V153H19ZM23 152H24V154H23ZM44 152V151H43ZM142 152V151H141ZM40 153V152H39ZM144 154V153H143ZM27 155V156H26ZM52 155V156H53ZM11 156V155H10ZM9 156V157H10ZM31 156V157H30ZM148 156H146L147 157V160H149V158H148ZM153 155L151 154L150 155V159H151V157H152ZM114 157H112V158H114ZM119 157V158H120ZM11 158L13 159V157L11 156ZM10 158V159H11ZM33 158V159H32ZM120 158V159H121ZM108 159H110V158H108ZM198 159H200V158H198L197 157V160ZM38 160V159H37ZM36 160V161H37ZM155 160V158H154V156H153V158H152V160L150 161V164H151V166H148L149 167V169H150V172L153 174V175H155V176H157L161 181L163 180V173H162V171H161V169H160V166L158 165V163L156 164V162L154 161ZM192 160V159H191ZM197 160H196V162H197ZM39 161V160H38ZM58 161H56V162H58ZM123 161V162H124ZM202 161V160H201ZM201 161H200V163H201ZM3 161H2V159H1V161H0V163H2ZM119 162H121L120 160H119ZM125 162L123 163V164H125ZM37 163V162H36ZM149 164V163H148ZM149 164V165H150ZM37 165V166H36ZM106 165V164H105ZM104 165V166H105ZM127 165V164H126ZM103 166V167H104ZM121 166V165H120ZM124 166V165H123ZM128 167V166H127ZM45 168V167H44ZM50 168V167H49ZM46 169V168H45ZM84 170V171H83ZM89 170V171H90ZM48 171V170H47ZM84 173H83V172ZM12 171H11V169L10 170H4V172H3V176L5 177H9L12 173H11ZM24 174L23 176H24V179L23 180H21V176H20V174ZM132 173V172H131ZM59 174V175H58ZM1 176V175H0ZM20 176V177H19ZM98 178V179H97ZM162 178V179H161ZM104 179L106 180L105 181V183L104 182H102V180L104 181ZM40 180H42L43 182H44V184H45V186L43 185V187H42V185H39V183H40ZM19 181V182H18ZM34 182H36V183H34ZM43 182H41V184L43 183ZM35 184V185H34ZM60 185L62 186V188L63 189H61V187H60ZM30 186V187H29ZM33 186V187H32ZM44 187H46V188H44ZM8 189V188H7ZM8 189V190H9ZM7 190V191H8ZM44 190H46V191H44ZM63 190H65V191H63ZM116 190H118V189H116ZM10 191V190H9ZM63 193H69V195H71V196H73V200L71 201V199L68 201V199H66V198H68V197H65V195H64V198L63 197H61V196H63V194H61V192ZM17 192H18V190H17ZM59 192V193H58ZM119 191H117V193H118ZM11 193H12V195H11ZM99 193H97V194H99ZM112 193V195H114L113 193H115V196H112V195H109V194H111ZM78 194V193H77ZM99 194V195H100ZM108 195L110 196V197H108ZM103 196H101L102 198H106V197H103ZM27 197V198H28ZM12 198V199H13ZM112 198V199H113ZM114 198V199H115ZM47 199V198H46ZM65 199H66V204H65ZM1 200V199H0ZM31 200V201H32ZM94 200V199H93ZM99 200H101V198L99 199ZM109 200V199H108ZM36 201H37V203H36ZM58 201V202H57ZM72 203H71V202ZM90 201V202H89ZM103 201V200H102ZM41 202V203H40ZM47 202V201H46ZM46 202H44V203H46ZM121 202V201H120ZM2 203H3V205H2ZM1 203V205H0V207H1V209H3L4 207H5V210L7 211V204L3 201ZM47 203V204H48ZM56 203H59V205L58 204H56ZM96 203V204H97ZM4 204H6V205H4ZM32 204V203H31ZM40 204V205H39ZM52 204H54L55 206H56V208H55V206L54 205H52ZM62 204V205H61ZM68 204V205H67ZM86 205V206H85ZM41 206V207H40ZM67 207V208H65L64 209V207ZM35 208H36V206H34ZM44 207H46V209L44 208ZM47 207H49V208H47ZM173 207V206H172ZM38 208V207H37ZM82 208H87V213L89 212V214H86V215H84L85 217L83 218L82 217V215L81 214H79L80 213V211L82 212H84L85 210L83 209L82 210ZM104 208V209H103ZM9 209H10V207L8 208V211H9ZM49 210V213L50 214H48V210ZM64 209V210H63ZM172 209V208H171ZM5 210H1L3 213H4V211ZM53 210V211H54ZM5 211V212H6ZM7 211V213H5V214H8L7 216L8 217H10V212H8ZM102 211H105V215H106V217H105V215H104V213H102ZM109 211V210H108ZM107 211V212H108ZM174 211V210H173ZM175 211H177V210H175ZM40 212H39V214H40ZM91 212V213H90ZM96 212V211H95ZM53 213V212H52ZM55 213V212H54ZM56 213H60L59 211L58 212H56ZM67 213V212H66ZM172 213V212H171ZM176 213V212H175ZM84 214V213H83ZM92 215V217H90L91 215ZM170 214V213H169ZM37 215H38V213H37ZM49 215H50V217H49ZM68 215V216H69ZM6 216V217H7ZM53 216H54V214H53ZM61 216H63V214L61 215ZM114 216V215H113ZM176 216V215H175ZM179 216V215H178ZM183 216V215H182ZM7 217V218H8ZM35 217H36V215H35ZM40 217H41V215H40ZM40 217L38 216V220L41 222V220L44 218V216L42 215V219H40ZM55 217V216H54ZM53 217V218H54ZM116 217V216H115ZM114 217V218H115ZM170 217V216H169ZM7 218H6V220H7ZM108 218V219H107ZM113 218V219H114ZM173 218V217H172ZM176 218V217H175ZM10 219V218H9ZM16 219V218H15ZM45 219V218H44ZM171 219V218H170ZM52 220H54V219H52ZM38 221V222H39ZM45 221V220H44ZM43 220H42V222H44ZM45 221V222H46ZM44 222V223H45ZM85 222H86V224H85ZM171 222H172V220H171ZM7 223H8V225H11V227L13 226V229L14 228H17V221H16V223H15V221L14 220H7ZM16 225H15V224ZM87 223L89 224L88 225V227H87ZM14 224V225H13ZM48 224H46L48 227H50ZM65 224V223H64ZM72 224V225H71ZM113 224V223H112ZM116 224V223H115ZM41 225V227L44 225H42V223H39V226ZM46 225H45V227L44 228H47L46 227ZM52 225V224H51ZM70 225H71V227L72 226H74L75 227V229H76V231H74V229L73 228H71L70 227ZM14 226H16V227H14ZM112 226V225H111ZM117 226V225H116ZM119 226V225H118ZM117 226V227H118ZM182 226H184V228L186 229V232H184V230H181L180 229V227L179 228H176V226L174 227L175 229L173 230L172 229V231H171V228H170V231H171V237L170 238H168V237H166V239L165 240H167V241H165V242H167V243H170L171 245H178L179 244V242L183 239V238H185V235H186V233L187 234H189V235H192V232H193V228H192V226H191V224H189V223H186L185 225H182ZM42 227V228H43ZM52 227V226H51ZM120 227V226H119ZM118 227V228H119ZM122 228V227H121ZM12 229V228H11ZM28 229V228H27ZM30 229V228H29ZM18 230V229H17ZM44 230V229H43ZM13 231V230H12ZM30 231V230H29ZM52 231H53V229H52ZM13 232H17V231H13ZM18 232H19V230H18ZM17 232V233H18ZM66 232V233H67ZM88 232L90 233V235H88ZM113 234L115 233V232H113V230L111 231ZM8 233V235H10V233L9 232H7ZM12 233V232H11ZM16 233V234H17ZM6 234V233H5ZM20 234V236H21V233H19ZM116 234V233H115ZM245 234V233H244ZM1 235L3 236V234L1 233ZM70 235H69V237H70ZM5 236H7V235H5ZM11 237V236H10ZM9 237V238H10ZM16 237H19V235L18 236H16ZM15 237V238H16ZM109 237V238H108ZM122 237V236H121ZM120 237V238H121ZM1 238V237H0ZM12 238H14V237H12ZM12 238H10V240H12ZM21 238H23V237H21ZM55 238V237H54ZM124 238V237H123ZM2 240H3V238H1ZM6 239V237L4 238V240ZM19 239H20V237H19ZM250 239V237H249V234H247L246 233V237H244L243 238V240L244 241H242V246L243 247H246V243H247V240H249ZM1 240V241H2ZM3 240V241H4ZM10 240H7V241H5V242H3L2 244H4L5 245V243H7V245H9L8 247H12L11 248V250L12 251H14V250H16V249H14L13 250V246H16L17 245V243H16V241H13V243L15 242L16 243V245L14 244L13 245V243H11V241ZM16 240H17V238H16ZM67 240V239H66ZM73 240V241H72ZM107 240V241H108ZM122 241H123V239H121ZM130 240H131V238H130ZM135 240V239H134ZM138 240H139V238H138ZM20 241H22V242H20ZM19 241V245H21V243H23V239H21ZM118 241V240H117ZM121 241V242H122ZM140 241V240H139ZM139 241H137V243L139 242ZM169 241V242H168ZM120 242V241H119ZM124 242H126V240L124 241ZM134 243H136V240L135 241H133ZM132 242V243H133ZM55 243V242H54ZM53 243V244H54ZM58 243V242H57ZM60 243V242H59ZM140 243V242H139ZM59 245V247L61 246V244H58ZM71 245H73V244H71ZM140 245V244H139ZM6 246V245H5ZM54 246V245H53ZM64 246V245H63ZM240 245L238 244V246L236 245L235 247H234V249L233 250H235V252L233 251V252H231V251H227L226 253H224V252H221V253H218V255L219 256H217V257H221L222 259L223 258H227L228 256H232V255H234V253H241V251L243 250H241V247H239ZM17 247H18V245H17ZM59 247H57V249L60 251L61 249L59 248ZM76 247V246H75ZM81 247V248H82ZM7 248V247H6ZM9 249V248H8ZM63 250V249H62ZM58 251V252H59ZM60 253V252H59ZM58 253V254H59ZM11 254V253H10ZM13 254H15L16 255V252H14ZM34 254L32 253V255H31V258L33 257V259H35L34 258ZM61 256V255H60ZM31 258H30V263L32 262V260H31ZM62 258V257H61ZM215 258H216V256H215ZM229 258V257H228ZM211 261H213V260H211ZM210 261V259H208L207 260V264H212L213 262H211ZM29 264V263H28ZM32 264V263H31Z\"/></svg>", "mask_w": 264, "mask_h": 264}, {"label": "snow or ice", "instance_id": "3", "mask_svg": "<svg viewBox=\"0 0 264 264\" xmlns=\"http://www.w3.org/2000/svg\"><path fill=\"white\" fill-rule=\"evenodd\" d=\"M4 6L7 7L8 6L7 3Z\"/></svg>", "mask_w": 264, "mask_h": 264}]
</instances>
